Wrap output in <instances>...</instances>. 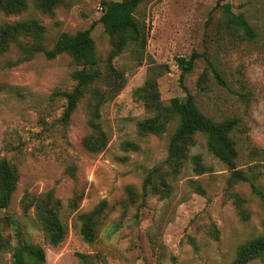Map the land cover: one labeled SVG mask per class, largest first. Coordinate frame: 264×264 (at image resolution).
<instances>
[{"label": "rangeland", "instance_id": "1", "mask_svg": "<svg viewBox=\"0 0 264 264\" xmlns=\"http://www.w3.org/2000/svg\"><path fill=\"white\" fill-rule=\"evenodd\" d=\"M108 1L121 0H69L51 15L28 0L21 14H0V31L23 21L40 25L46 49H52L62 33L93 27L101 72L108 75L114 67L123 75L118 92L110 94L106 83L99 84L106 95L97 121L108 144L103 151L91 152L84 145L94 104L90 92L69 123L62 122L63 93L74 88L73 74L79 69L72 58L63 54L50 60L37 54L7 67V60L21 56L17 43L0 56V85L6 86L0 92V162H8L18 175L10 206L0 209V264H16L14 250L21 244L42 246L45 264H232L242 244L264 236V208L251 184L234 181L232 171L209 152L206 136L198 134L189 160L176 173L155 180L159 192L154 193L147 178L157 167L166 170L179 120L174 118L153 135L141 133L139 126L157 116L144 93L148 83L154 84L149 91L161 108L192 95L216 122L239 120L231 134L238 150L236 167L256 176L264 189V0L225 1L245 17L254 38L227 25L220 0L142 4L136 11L148 38L142 64L131 49L114 52L113 40L99 21L102 4ZM193 54L198 59L185 79V92L176 59ZM49 193L60 202V217L68 226L57 247L47 243L35 209L26 210L22 203L26 195ZM103 202L97 237L89 244L79 234L77 217Z\"/></svg>", "mask_w": 264, "mask_h": 264}, {"label": "trees", "instance_id": "2", "mask_svg": "<svg viewBox=\"0 0 264 264\" xmlns=\"http://www.w3.org/2000/svg\"><path fill=\"white\" fill-rule=\"evenodd\" d=\"M152 0H121L108 1L102 4V15L100 23L105 32L112 38L114 52L118 53L124 49H131V54L142 64L147 50V32L145 22L140 21L136 16L138 8ZM220 0L219 3L225 22L242 30L250 38L256 37V33L245 17L236 14L230 3ZM36 7L45 14H52L61 5L69 3V0H35ZM28 7V0H0V14L19 15ZM93 28V27H92ZM92 28L79 31L76 34L62 33L59 35L54 47L46 49L43 45V28L36 22H19L6 24L0 31V56H5L11 45L17 43L21 56L17 60H7V67H14L23 62L31 60L37 54H43L47 59H55L60 55L70 56L79 68L73 74L75 81L74 88L69 92H64L66 107L62 115V122L67 124L75 113L80 101L87 92H90L94 104L90 106V133L84 140V145L91 152L103 151L108 144V139L101 125L98 123L99 110L106 94L99 90V84L106 83L109 87L108 93L118 92L122 86L123 75L112 67V72L103 75L100 69V60L96 50V44L92 37ZM196 54L190 58L179 57L176 59L177 66L181 70L180 84L185 92V79L194 68ZM218 82L225 85L220 76L216 73ZM203 74L199 80L200 85L205 81ZM149 88L155 89L154 84L148 83V90L144 89L146 99L155 108L157 116L143 121L139 128L145 135H153L165 129L166 123L178 118L179 125L171 137L169 143L166 170L157 167L150 172L147 184L151 185L154 193L159 192L155 180L162 178L167 172L176 173L183 163L189 160V148L194 144V138L198 134H203L207 138V148L211 154L224 163L231 171L232 178L237 182H249L254 193L262 201L264 208V189L257 185V177L251 176L236 167L238 150L231 138L232 132L239 124L238 119H228L224 122H216L206 116L198 107L195 98L188 94L184 99L176 98L167 108H161L160 103L154 104L155 95ZM6 89L5 85H0V92ZM127 144V147L130 148ZM136 149V146H133ZM198 171L201 166L200 158H193ZM201 172V171H199ZM18 175L14 167L8 162H0V209H7L12 201V196L16 190ZM26 210L33 207L36 211L37 219L45 234L46 241L50 246H59L68 235V226L60 217V202L56 200L52 193L44 196L31 198L26 195L22 201ZM106 209L103 202L91 213L81 214L77 221L81 223L79 234L82 239L92 244L97 237L96 225L99 218ZM10 223V219H7ZM13 223V222H11ZM0 231V248L2 247ZM261 259L264 261V236L254 238L245 242L239 247L238 256L232 264H249L251 261ZM14 260L16 264H45V250L40 245L21 244L14 250Z\"/></svg>", "mask_w": 264, "mask_h": 264}]
</instances>
